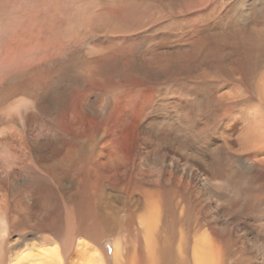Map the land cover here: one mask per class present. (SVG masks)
<instances>
[{"label": "rangeland", "instance_id": "rangeland-1", "mask_svg": "<svg viewBox=\"0 0 264 264\" xmlns=\"http://www.w3.org/2000/svg\"><path fill=\"white\" fill-rule=\"evenodd\" d=\"M238 33L264 39V0H0V91L47 110L61 97L59 131L76 123L80 264H114L115 245L134 259L163 236L190 264L203 242L210 264H264V143L248 132L264 104L227 106L252 98L264 50L251 71ZM216 161L231 184L210 175ZM114 211L107 234L99 214Z\"/></svg>", "mask_w": 264, "mask_h": 264}, {"label": "bare ground", "instance_id": "bare-ground-1", "mask_svg": "<svg viewBox=\"0 0 264 264\" xmlns=\"http://www.w3.org/2000/svg\"><path fill=\"white\" fill-rule=\"evenodd\" d=\"M238 34L237 41L243 46L247 66L255 71L258 68L255 64L264 50V39L256 37L254 40L250 35ZM245 85L250 87L252 98L241 101L242 93H230L229 99L232 98V101L227 105L229 108L240 106L241 113L250 108L254 99L264 104V79L254 80L249 77ZM237 86L241 89L240 84ZM41 87L40 84L35 89ZM28 96L16 97L0 91V264H80L81 146L76 123L71 118V132L61 133L57 123L64 117L61 97H55L51 103L52 110H47L39 96ZM29 103L35 104L40 110L16 109ZM249 121L255 122L257 126L256 129H248V132L252 131L256 135L251 137L253 141L264 143V112ZM218 150L228 152L222 144ZM208 168L215 179L227 177L218 161L208 165ZM234 179L235 175L231 174L224 180L231 184ZM200 181L206 180L201 177ZM151 191L161 193L158 189ZM105 192L100 190L99 195ZM173 192L174 189L170 193L167 191L168 199L174 195ZM161 194L168 201L165 194ZM167 206L175 216L180 213L177 205ZM99 216L107 234L121 227L120 212H102ZM181 221L186 224L188 219L182 218ZM130 227L126 228L128 233H131ZM100 236H103V232H98V238ZM209 239L206 233L205 240ZM169 240L163 236L158 242H151L154 247L149 244L150 249L134 259L126 252L129 254L128 262L190 264L184 243L174 248L175 243ZM205 246L207 248L203 242L196 247L197 264H210ZM106 254L100 253L96 263L107 262ZM126 254L120 251L119 245H115L113 263L126 264Z\"/></svg>", "mask_w": 264, "mask_h": 264}]
</instances>
